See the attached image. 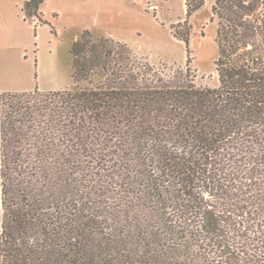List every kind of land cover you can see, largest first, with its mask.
Instances as JSON below:
<instances>
[{
	"label": "trees",
	"instance_id": "16d2710c",
	"mask_svg": "<svg viewBox=\"0 0 264 264\" xmlns=\"http://www.w3.org/2000/svg\"><path fill=\"white\" fill-rule=\"evenodd\" d=\"M212 13L215 86L86 29L72 88L0 93V264H264V0Z\"/></svg>",
	"mask_w": 264,
	"mask_h": 264
},
{
	"label": "rangeland",
	"instance_id": "374dc122",
	"mask_svg": "<svg viewBox=\"0 0 264 264\" xmlns=\"http://www.w3.org/2000/svg\"><path fill=\"white\" fill-rule=\"evenodd\" d=\"M186 0H45L42 17H27L25 0H0V93L70 89L72 44L86 29L126 42L143 60L169 72L189 65L202 85L218 84L215 0L189 18V46L171 25L186 19ZM188 55L190 62H188ZM0 188V229L2 223Z\"/></svg>",
	"mask_w": 264,
	"mask_h": 264
}]
</instances>
